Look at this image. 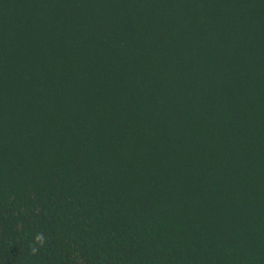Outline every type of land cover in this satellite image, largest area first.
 <instances>
[{
  "label": "trees",
  "instance_id": "obj_1",
  "mask_svg": "<svg viewBox=\"0 0 264 264\" xmlns=\"http://www.w3.org/2000/svg\"><path fill=\"white\" fill-rule=\"evenodd\" d=\"M0 264H264V0H0Z\"/></svg>",
  "mask_w": 264,
  "mask_h": 264
},
{
  "label": "clouds",
  "instance_id": "obj_2",
  "mask_svg": "<svg viewBox=\"0 0 264 264\" xmlns=\"http://www.w3.org/2000/svg\"><path fill=\"white\" fill-rule=\"evenodd\" d=\"M45 243H46V238L44 236V233L43 232L37 233L34 237V244L31 247V254L32 255L38 254L39 248L37 247V245L43 247Z\"/></svg>",
  "mask_w": 264,
  "mask_h": 264
}]
</instances>
